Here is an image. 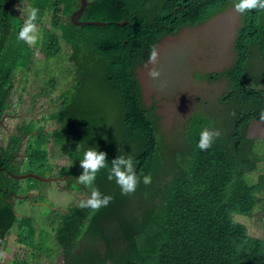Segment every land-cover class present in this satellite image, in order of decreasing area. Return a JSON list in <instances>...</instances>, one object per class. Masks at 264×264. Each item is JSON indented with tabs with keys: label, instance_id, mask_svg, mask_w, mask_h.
Masks as SVG:
<instances>
[{
	"label": "trees",
	"instance_id": "trees-1",
	"mask_svg": "<svg viewBox=\"0 0 264 264\" xmlns=\"http://www.w3.org/2000/svg\"><path fill=\"white\" fill-rule=\"evenodd\" d=\"M88 1L80 20L108 25L76 26L71 15L80 8L79 0H0V139L6 136L5 114H17L12 121L23 123L18 132L25 127L19 136L10 134L7 145L0 144V264H5L2 253L12 233L18 241L10 264H55L60 253L62 264H264V234L248 226L258 207L264 220V156L258 141L247 136L253 120L264 121V10L237 14L224 70L208 76L204 64L192 73L190 83L217 78L227 84L214 101H200L204 87L177 91L198 96L190 103L200 106L201 114L189 122L220 133L213 149L196 164L189 157L185 164L168 159L162 145V131L172 122L163 108L174 94L146 63L173 65L175 54L163 53L166 46L184 30L212 26L210 18L228 2L234 7L236 0ZM10 2L22 4V10L27 7L23 2L38 9L33 23L45 26L34 48L19 38L25 21L11 10L12 3L6 7ZM123 21L128 23L117 24ZM41 46L42 60L36 56ZM67 63L72 83L61 91ZM34 75L40 89L30 99L25 93ZM75 81L77 89H68ZM38 98L49 106L41 104L39 118L26 125L20 116ZM175 100L181 102L183 94ZM47 122L51 130H46ZM27 135L24 156H15ZM196 136L190 139L191 150H197ZM88 147L106 153V167L97 172L93 187L110 200L95 210L81 207L92 190L81 183L84 193L75 204L62 210L50 204L55 255L42 247L39 226L15 206L24 197L37 204L31 192L19 191L44 183L14 175L49 173L52 149L60 155L54 160L66 163L59 167L73 171L65 180L68 191L78 185L79 160ZM117 155H131L141 168L135 171L138 183L131 193H122L115 178L108 179ZM258 173L261 184L252 185L249 177ZM144 175L151 176L150 184L142 182Z\"/></svg>",
	"mask_w": 264,
	"mask_h": 264
},
{
	"label": "rangeland",
	"instance_id": "rangeland-1",
	"mask_svg": "<svg viewBox=\"0 0 264 264\" xmlns=\"http://www.w3.org/2000/svg\"><path fill=\"white\" fill-rule=\"evenodd\" d=\"M232 3L233 2L226 3L216 14H214L210 18V20L213 21L212 26L207 25L202 27H192L189 29L186 28L187 30H184L182 33H179V35H177V39H175V43L173 45H168L163 50V53H167L169 57H171L172 54H175V57H171L174 58V60H172L173 65H171L170 67L173 66V68L175 69V73H177V77H179L181 82L186 80L185 76L191 78L192 73L195 70L202 69L204 64L207 69L211 70L213 69V67L218 66L226 57V54L232 45V41L237 30V28L235 27V19L237 17V14H240V12L232 6ZM63 48L66 50V52L69 49V47H67L66 45H63ZM37 58L43 59L41 52L38 53ZM181 61L183 63H181ZM68 65L69 63L63 65L64 74H62V84L60 86L61 91H63L68 87L69 84L72 83V78H68ZM56 66H61V63L56 64ZM167 66V63L157 65L155 71L158 78L161 77L162 72L167 68ZM28 82L29 83L27 84L25 97L31 99V97L33 98V93L39 90L38 78L34 75L33 77L29 78ZM77 83L78 81H75V83L68 89H72V91L76 90ZM188 87H190V84H188ZM20 93L22 94V91H20ZM43 102H48V100L38 98L37 105L34 108H37L38 105L41 106V104H47ZM48 106L49 104L46 105L45 109ZM37 116L39 117V115ZM20 117L25 119L28 118V115L23 113ZM15 121L16 120H9L8 122L10 123V125H13ZM257 121H255L253 123V126L250 128L249 136L254 139H264V122L258 123ZM49 125L50 123L47 122V126ZM1 144H3L2 141ZM260 147L262 148V145H260ZM54 156L59 157L60 155L58 152H55L51 149L47 154V159L48 161H51L52 165H55V168H50L49 174L56 176L57 172H59L63 180L68 176V174L72 175L73 171H69V173H67L64 169L59 167L60 163L64 161L58 159L54 160ZM262 173L264 174V167ZM35 174L40 175L39 172ZM259 174L261 173H258L257 175H251V177H249V181L250 183H252V185L260 186L261 178H257ZM60 184V186L53 185L52 187H50L47 183L41 185L40 183L37 184L36 182H34L31 183V186H36L34 190H28V185H25L20 189L19 193L29 196V193L31 192L33 194V200L37 202V204L32 203L31 198L29 199L28 197L22 198L15 204L19 215L31 218L36 227L39 226L40 230L43 231L42 234L45 246L42 247L55 255L56 252H53V250L56 248L55 244L57 245V242L52 239L53 236L49 224L52 219V209L50 208V204L53 203L56 205V208H60L62 210L66 207H69L70 205L75 204L77 198H80L84 193V190L81 189L82 184L78 181V179V185H73L68 189V191H63L66 187L65 183ZM58 189L62 190L63 193H60ZM261 197L262 203L264 204V190L261 192ZM245 221L247 222L248 220ZM251 221L253 222H249L248 226L251 229H259L264 234L262 208H257V210L255 211V215ZM17 241L18 240L16 234L12 233L8 239V246L2 253V258L5 260V264H10L11 261L14 260L15 253L17 251ZM62 257L63 254L60 253L58 255V258L56 257L55 264H62Z\"/></svg>",
	"mask_w": 264,
	"mask_h": 264
},
{
	"label": "clouds",
	"instance_id": "clouds-1",
	"mask_svg": "<svg viewBox=\"0 0 264 264\" xmlns=\"http://www.w3.org/2000/svg\"><path fill=\"white\" fill-rule=\"evenodd\" d=\"M234 7L240 13H245L246 10L259 8L264 10V0H236ZM25 12V22L23 27L19 32V38L27 42V44L34 48L36 43L34 42L35 37L32 33L35 32V25L33 21L37 17L38 9L36 7L29 6L24 9ZM72 16V15H71ZM81 19V18H80ZM202 27V26H200ZM66 45V44H62ZM67 46V45H66ZM68 47V46H67ZM42 53V46L38 49V53ZM43 59L44 55L42 53ZM151 58H155V52L152 53ZM39 59V58H38ZM42 60V59H40ZM228 65V58H224L223 61L218 65L213 67V69H207L206 71L208 76L211 74L212 70L221 71L224 70ZM152 67L153 70L156 67L149 66L146 63V68L148 71ZM202 70V69H198ZM196 71V70H195ZM152 73V72H151ZM163 78H159L165 82V86L170 89L174 96L167 99L166 105L163 108V113L165 118L172 117V122L170 126L164 127L161 136L163 137L162 145L165 146L167 150L168 159L181 161L185 164L188 163V157L192 158L197 163L201 154H207V150L214 148L212 144L215 137L219 136V131L211 130L210 128L201 127L199 128L193 121L189 122V119L193 115H200V106L193 105L190 102L194 99H198V96L190 93H178L177 91L180 88L188 87H204L207 89L204 93V99L200 101L202 103H208L214 101L217 94H219L223 89L227 88V84L222 79L208 80L207 78L203 81L202 84L190 83V79L187 76L186 80L181 82L177 73L173 71L172 67H167L163 72ZM156 76V73H153ZM162 75V74H161ZM157 77V76H156ZM173 77V79H169ZM39 83V82H38ZM40 89V88H39ZM169 91V92H170ZM175 91V92H173ZM212 91V93H210ZM183 94V100L181 102L175 100V97ZM257 120H253L249 127L247 136L250 139L257 140L259 143L258 150L261 155L264 156V139H254L249 136L250 128L253 126V123ZM186 122V123H185ZM258 123L264 122L263 120L257 121ZM185 123V126H184ZM193 133L197 134L195 144H197V150H191L190 139ZM219 140V143L221 142ZM262 145V148L260 147ZM80 161V166L82 172L77 176L78 181L86 186H89L91 190L90 197L81 203V207H90L95 210L101 206H106L109 203L110 197L107 195H102L101 192L93 187V182L96 178V174L100 169L106 167V153L104 151L97 150L93 147L86 148L82 153V159ZM135 171H141L139 164L134 161L131 155H117L115 158L111 159V166L109 169L108 179L112 180L115 178V182L120 186L122 193H131L135 190L138 177ZM41 176V175H40ZM41 177H46L41 176ZM47 179H53L52 182L56 183L57 177H46ZM49 182V183H52ZM142 182L147 185L151 183V176L144 175ZM47 183V182H42ZM33 195V194H32ZM55 205V204H54ZM56 206V205H55ZM8 246V241L6 248Z\"/></svg>",
	"mask_w": 264,
	"mask_h": 264
},
{
	"label": "flooded vegetation",
	"instance_id": "flooded-vegetation-1",
	"mask_svg": "<svg viewBox=\"0 0 264 264\" xmlns=\"http://www.w3.org/2000/svg\"><path fill=\"white\" fill-rule=\"evenodd\" d=\"M12 3V8H11V10H13L14 12H16V14L18 15L17 17L18 18H22L24 21H25V19H26V16H25V12H24V10H22V8H24L23 6H22V4H18V3H15V2H10V3H8L7 5H6V7L9 5V4H11ZM24 5H26L27 7H29L28 6V4H26V3H23ZM27 7H25V8H27ZM8 8V7H7ZM47 21V20H46ZM35 25V32L34 33H32V35L35 37V39H36V37L39 35V33H41V35H42V29H43V27L45 26V25H38V24H34ZM34 39V40H35ZM31 78V77H30ZM40 105H38L37 106V108H33L29 113H24V114H26V115H28V118H25L24 120L26 121V125H28V123H30L33 119H35V120H37L39 117L37 116V115H40L41 113H40ZM6 116H8V118H7V120H12V119H14L16 116H17V114H15V113H13V112H11V113H8V114H5ZM37 116V117H36ZM5 121V125H6V129L4 128V133L3 134H5L6 136H2V138L0 139V144H1V141L3 142V144H5V145H7V143H9V140H10V134H14V135H17V136H19V135H21V133L22 132H24L25 131V127L23 128V130L22 131H20V132H18V130L21 128V127H23V123L21 122V123H16V125H15V122L13 123V125H10V123L8 122V121ZM16 120V119H15ZM20 120H22V119H20ZM48 123H50V122H48ZM25 125V126H26ZM53 128V125H49V126H47L46 127V130H51ZM18 132V133H17ZM30 138V136L29 135H27V137L24 139V141L20 144V146H19V148H18V151H17V154L15 155V156H18V155H21L22 157L24 156V153H25V151H26V149H27V141H28V139ZM5 141V142H4ZM51 168H55V165H52L51 166ZM61 168V167H60ZM58 171V170H57ZM45 176L46 177H57V181H56V183H54V185H57V186H60L61 184L60 183H65V180H66V178L63 180L62 178H61V175H60V173L59 172H57V175L56 176H53V175H51V174H49V173H45ZM52 184H53V182H52ZM51 184V185H52ZM64 191H67V190H64Z\"/></svg>",
	"mask_w": 264,
	"mask_h": 264
},
{
	"label": "water",
	"instance_id": "water-1",
	"mask_svg": "<svg viewBox=\"0 0 264 264\" xmlns=\"http://www.w3.org/2000/svg\"><path fill=\"white\" fill-rule=\"evenodd\" d=\"M80 2V8L74 12L71 16V21L76 25V26H84V25H94V26H106L108 25V23H105V22H99V21H91V22H82L80 20V18L82 17V14L84 13L85 9H87V7L91 4L88 0H79ZM128 22L127 21H123V22H120V23H117L118 25H125L127 24ZM6 117L4 118V120L2 121V123L5 121ZM14 177L16 179H25V178H28V177H32V178H35V179H38L40 180V182H52L53 179H47L46 177H41V176H38V175H35V174H29V175H25V176H16L14 175Z\"/></svg>",
	"mask_w": 264,
	"mask_h": 264
}]
</instances>
